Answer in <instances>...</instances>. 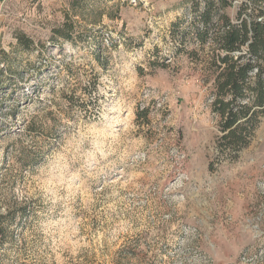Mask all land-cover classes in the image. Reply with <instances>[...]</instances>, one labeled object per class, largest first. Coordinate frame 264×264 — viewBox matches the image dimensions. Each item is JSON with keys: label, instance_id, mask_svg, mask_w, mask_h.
Masks as SVG:
<instances>
[{"label": "rangeland", "instance_id": "1", "mask_svg": "<svg viewBox=\"0 0 264 264\" xmlns=\"http://www.w3.org/2000/svg\"><path fill=\"white\" fill-rule=\"evenodd\" d=\"M190 5L0 0V69L18 73L0 102V264H264V117L236 159L216 158L199 67L170 35ZM29 120L38 133L11 143Z\"/></svg>", "mask_w": 264, "mask_h": 264}, {"label": "trees", "instance_id": "2", "mask_svg": "<svg viewBox=\"0 0 264 264\" xmlns=\"http://www.w3.org/2000/svg\"><path fill=\"white\" fill-rule=\"evenodd\" d=\"M190 1L189 17H177L171 23L170 35L178 44L177 52L186 54L199 67L210 110L217 117L216 158L233 160L250 144L264 117V0H242L233 15L228 10L233 6V0ZM73 29L74 24L65 22L63 28H57L55 32L70 38ZM16 38L24 49L34 48L32 39L23 33ZM153 64L166 66L163 61ZM0 72L6 74L0 79L1 102L7 96L12 97L15 90L12 83L18 73L7 59H3ZM94 76L88 82L89 86H84V92L96 89L98 78ZM83 100L78 101L81 110L88 114L95 112L98 100ZM10 107L13 108L11 115H14L15 106L11 104ZM135 114L137 120H147L148 108L137 109ZM56 128L57 123L52 121L47 130L56 133ZM28 133H38L34 120L27 121L11 143L16 145ZM20 152L24 165L33 162L34 157L28 150L21 148ZM209 169H214L212 162ZM18 210L17 216L26 215L25 205ZM2 234L3 225L0 224Z\"/></svg>", "mask_w": 264, "mask_h": 264}]
</instances>
